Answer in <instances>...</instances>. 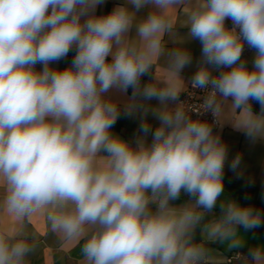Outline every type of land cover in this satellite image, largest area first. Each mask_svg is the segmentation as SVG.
Here are the masks:
<instances>
[{
    "label": "clouds",
    "instance_id": "1",
    "mask_svg": "<svg viewBox=\"0 0 264 264\" xmlns=\"http://www.w3.org/2000/svg\"><path fill=\"white\" fill-rule=\"evenodd\" d=\"M104 2L0 0V264H31L37 216L81 264H213L210 244L239 252L240 229L264 225V212L221 199L228 147L213 128L228 107L234 129L264 140V0H123L98 15ZM191 40L201 55L185 82ZM73 49L69 66H52ZM185 83L206 92L201 111L180 100ZM129 88L124 101L110 94ZM121 113L140 115L133 141L112 131ZM240 165L237 155L228 167L240 176ZM242 264H264V244Z\"/></svg>",
    "mask_w": 264,
    "mask_h": 264
},
{
    "label": "crops",
    "instance_id": "2",
    "mask_svg": "<svg viewBox=\"0 0 264 264\" xmlns=\"http://www.w3.org/2000/svg\"><path fill=\"white\" fill-rule=\"evenodd\" d=\"M120 3H123V0H105L102 5L98 6L96 10L97 14H106L110 12L115 5ZM148 11L149 8L146 6L141 9L137 15H147ZM177 17H180L179 12L177 13ZM231 23L230 19L226 20V24L229 27L231 26ZM187 31V28L177 26V32L179 35L184 36L187 34ZM132 34H134V29ZM168 46L171 47V43H169ZM184 46L190 50L193 57V63L185 67L181 72L182 78L185 82H188L197 70V61L201 55V44L198 40H191ZM74 55L75 49L71 50L66 58L60 60L59 62H54L52 66L59 69L69 66ZM253 57L254 50H250L246 54H242V58L248 60L249 67H251ZM41 67L42 65L40 64L36 65L37 70H40ZM156 71H161L160 65H157ZM151 79V75L143 76L141 78L142 84L148 83ZM187 85L188 84L185 83L183 85V89L186 88ZM110 94L114 98L124 101L127 97L131 96L132 89L129 88L126 95L115 91ZM149 103L155 106L158 104V101L153 99ZM252 107L254 112L259 113V103L253 101ZM232 118L233 113L228 107H225L221 115V122L223 125H219L217 129H213L214 133H218L221 140L228 147V155L224 169L225 191L221 199L226 196L230 199H235L243 206H247L264 198V140L256 142L250 141L242 131L234 129L231 123H228V121ZM147 119L153 125V129L158 125V121L155 120L151 114H149ZM139 123L140 115L138 113L133 116H127L121 113L117 122L113 126L112 131L127 140L133 141L138 132ZM148 139L150 141L151 137L149 136ZM237 155H240L241 157L239 171L242 175L240 176H237V174L231 171L228 167V164ZM249 181H251V183ZM187 199L188 196L182 193L180 199L174 203L180 204L185 202ZM30 225L39 242V249L36 255L32 258L31 264H81L78 247L61 246L54 236L47 233L42 217H33L30 221ZM240 232L244 236L246 243L243 248L239 249V251L247 253L249 247L264 244V225L250 231H245L241 228ZM207 246L212 250L211 256L213 264H242V259H234L232 262L226 261V257L236 251L229 252L224 245L210 244Z\"/></svg>",
    "mask_w": 264,
    "mask_h": 264
},
{
    "label": "built area",
    "instance_id": "3",
    "mask_svg": "<svg viewBox=\"0 0 264 264\" xmlns=\"http://www.w3.org/2000/svg\"><path fill=\"white\" fill-rule=\"evenodd\" d=\"M232 24V23H231ZM251 49H249L247 47V45H245V49L243 54H246L247 52H249ZM184 92L181 93L180 95V100L185 102V106L191 110L192 112H197V111H201L202 110V104H203V100L206 96V92L202 91V90H198L195 88H192L190 85H187L186 88L183 89ZM193 118H197L195 113H193ZM201 119H206L209 122H212L214 117L212 116V114L209 113H205L202 117H200ZM219 127V125H214L213 129H217ZM243 254H246L242 251L239 252H232L231 254H229L226 257V261L227 262H232L234 259H242Z\"/></svg>",
    "mask_w": 264,
    "mask_h": 264
},
{
    "label": "trees",
    "instance_id": "4",
    "mask_svg": "<svg viewBox=\"0 0 264 264\" xmlns=\"http://www.w3.org/2000/svg\"><path fill=\"white\" fill-rule=\"evenodd\" d=\"M251 206H253L256 209L261 210L262 212H264V198L256 201L254 204H252Z\"/></svg>",
    "mask_w": 264,
    "mask_h": 264
}]
</instances>
